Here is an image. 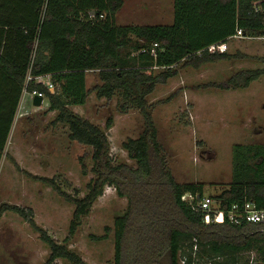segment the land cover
Segmentation results:
<instances>
[{
  "label": "trees",
  "instance_id": "1",
  "mask_svg": "<svg viewBox=\"0 0 264 264\" xmlns=\"http://www.w3.org/2000/svg\"><path fill=\"white\" fill-rule=\"evenodd\" d=\"M124 0H0V159L14 120L27 75H48L56 86L50 93L31 79L29 91H41L48 110L56 111L53 123L67 125L71 140L92 148L93 176L79 196L64 192L52 179H39L73 205L68 235L63 242L50 237L33 220L31 209L2 203L0 215L11 210L23 217L48 246L44 264L58 258L70 264H88L68 247L66 240L80 226L105 185L126 198L124 211L113 222L112 264H239L240 255L255 250L264 262V224L212 222L181 199L184 193L203 195L202 185L177 182L158 140L146 97L177 70L174 65L198 69L220 60L242 59V52H209L207 46L225 40L241 29L244 35H264L263 0H173L167 24H118L116 14ZM153 43L155 55L150 53ZM264 62V58L258 59ZM154 66L163 69L153 70ZM88 71H97L100 83L90 89L98 98L116 97V108L126 113L140 109L143 126L136 137L122 143L134 166L113 163L105 131L70 110L82 105L90 93ZM264 75V67L241 69L204 88H246ZM108 116L104 126L109 128ZM12 159V157H10ZM231 179L211 197L221 209L244 199L264 208V143L231 146ZM81 173L87 168L79 158ZM105 234L110 230L104 227ZM256 264V262H255Z\"/></svg>",
  "mask_w": 264,
  "mask_h": 264
},
{
  "label": "rangeland",
  "instance_id": "2",
  "mask_svg": "<svg viewBox=\"0 0 264 264\" xmlns=\"http://www.w3.org/2000/svg\"><path fill=\"white\" fill-rule=\"evenodd\" d=\"M172 15L173 0H124L115 22L167 24ZM236 51L246 57L206 63L198 69L183 66L182 62L174 65L177 73L157 84L146 97L175 180L200 183L203 195L211 196L229 183L232 144L264 143V75L246 88L219 90L201 86L224 80L241 69L264 67V62L258 60L264 58V38L230 39L227 52ZM99 83L97 71H88L87 87ZM47 108L46 98L39 106L32 105L27 95L20 98L0 159V205L30 208L35 224L63 242L73 205L29 174L52 178L64 192L82 196L93 176L92 148L69 139L67 125L53 123L56 111ZM69 108L105 131L113 163L134 166L121 143L140 133V109L120 113L116 97L98 98L92 89L84 104ZM108 116L112 125L106 128ZM80 157L86 174L81 173ZM126 202L112 185H105L77 231L67 238L68 247L88 264H112L113 222L124 211ZM105 226L110 228L107 234ZM48 254V246L23 217L11 210L0 215V264H44ZM255 262L264 264L255 250L240 255L239 264ZM52 264L70 263L58 258Z\"/></svg>",
  "mask_w": 264,
  "mask_h": 264
},
{
  "label": "built area",
  "instance_id": "3",
  "mask_svg": "<svg viewBox=\"0 0 264 264\" xmlns=\"http://www.w3.org/2000/svg\"><path fill=\"white\" fill-rule=\"evenodd\" d=\"M254 10L263 14L264 24V5H256L254 7ZM238 38H264V35L252 37L244 35L241 29H236L235 33L229 35L225 40L212 43L206 48L209 52H226L228 50V41L230 39ZM156 46L157 43L152 44V47L150 49V53L152 55H155L154 48ZM153 68L163 69V67L157 66H154ZM44 78H47V80L43 82ZM31 79L35 80L36 82L43 83L48 92H55L56 86L49 79L48 75H39L35 77L27 75L24 81V85L22 87L21 98L27 95L32 102V98L34 95H40L42 97L43 102L45 95L41 91L37 89H33L31 91L28 90L27 83ZM181 199L186 201L194 210L204 214L206 218H208V220L212 222L221 223L224 221V219H227L229 222L234 224H240L242 222L264 224V208L257 207L253 200L244 199L241 203H233L229 208L221 209L219 201L208 195H202L199 196V199H197V197L195 199L194 195L187 192L181 196ZM180 263L182 264L183 260H181Z\"/></svg>",
  "mask_w": 264,
  "mask_h": 264
},
{
  "label": "water",
  "instance_id": "4",
  "mask_svg": "<svg viewBox=\"0 0 264 264\" xmlns=\"http://www.w3.org/2000/svg\"><path fill=\"white\" fill-rule=\"evenodd\" d=\"M42 103V97L40 95H34L32 98V105L39 106ZM199 199V194L196 196Z\"/></svg>",
  "mask_w": 264,
  "mask_h": 264
},
{
  "label": "crops",
  "instance_id": "5",
  "mask_svg": "<svg viewBox=\"0 0 264 264\" xmlns=\"http://www.w3.org/2000/svg\"><path fill=\"white\" fill-rule=\"evenodd\" d=\"M21 98V97H20ZM20 101V100H19Z\"/></svg>",
  "mask_w": 264,
  "mask_h": 264
}]
</instances>
